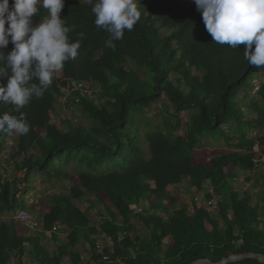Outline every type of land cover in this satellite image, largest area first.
<instances>
[{
	"label": "trees",
	"instance_id": "trees-1",
	"mask_svg": "<svg viewBox=\"0 0 264 264\" xmlns=\"http://www.w3.org/2000/svg\"><path fill=\"white\" fill-rule=\"evenodd\" d=\"M137 7L140 20L113 49L94 23L92 3L64 0L60 15L69 41L84 34L78 55L55 73L41 98L21 109L26 135L0 132V264H24L26 255L32 264H218L264 256V188L258 200L235 188L241 172L250 183L264 166V83L255 91L264 67L248 64L244 45L213 43L194 0H139ZM47 16L38 5L33 26ZM60 98L66 109L79 106L88 126L55 120ZM160 103L172 111L138 126L136 114ZM5 112L20 114L0 103ZM181 112L189 113L182 136ZM206 147L214 150L210 157ZM10 168L24 180L10 178ZM31 175L73 182L68 194H51L48 206L41 202L45 211L34 232L55 242L66 238L53 252L16 218L40 207L24 194ZM204 183L211 212L195 202L190 211L172 194L185 184L199 194ZM86 193L106 212L99 228L72 203ZM99 230L109 241L102 249ZM78 245L88 251L87 262Z\"/></svg>",
	"mask_w": 264,
	"mask_h": 264
},
{
	"label": "clouds",
	"instance_id": "clouds-1",
	"mask_svg": "<svg viewBox=\"0 0 264 264\" xmlns=\"http://www.w3.org/2000/svg\"><path fill=\"white\" fill-rule=\"evenodd\" d=\"M94 23L109 34L105 45L123 39L141 18L139 0H89ZM213 43L236 48L254 68L264 67V0H194ZM38 5L48 16L33 26ZM64 0H0V103L11 104L17 115L0 114V132L26 135L30 126L21 109L53 82L65 62L78 55L80 40L70 42L61 11ZM7 25V26H6ZM12 49L5 52L9 44ZM6 81V83L4 82ZM38 81V83L34 82Z\"/></svg>",
	"mask_w": 264,
	"mask_h": 264
},
{
	"label": "rangeland",
	"instance_id": "rangeland-1",
	"mask_svg": "<svg viewBox=\"0 0 264 264\" xmlns=\"http://www.w3.org/2000/svg\"><path fill=\"white\" fill-rule=\"evenodd\" d=\"M258 80L256 82L257 86H260L264 83V68L258 75ZM256 91V89H255ZM256 97V96H254ZM61 101H63L61 98L59 99L58 104L55 107V113H54V119L60 120L61 118H67L68 120H71L74 122L76 126H88V120H86L82 114L79 106L70 104L69 109H66V107L62 106ZM167 110L170 112L172 111V107L170 104H154L151 109H147L144 111H140L135 116V121L138 126L145 125V122H154L157 117L161 115V113H166ZM181 119V130L179 132V135H184L186 126L189 124V113L188 112H181L178 115ZM225 131L228 134H231V130L228 128H225ZM11 139H8L6 141V144L8 146L11 145ZM7 149L5 152H8ZM214 153V150L206 147L205 148V157H210ZM15 171L10 168V178H13L15 176ZM240 179L238 183L236 184L235 188L237 190H244L245 188L248 189L249 193L253 196V199H260L263 193L264 188V166H261L257 169L256 172H254L253 179L250 181V183H247L245 181V177L248 175V173H240ZM18 178H24L25 175L23 173H19L16 175ZM24 180V179H23ZM24 182V181H23ZM254 184L259 185L257 189L253 187ZM73 186V182L70 180L66 183L57 182L56 180L48 179L46 177L40 176V175H31L30 177V183H29V190L24 191V194L26 195V199L29 202H39L38 207L32 215H34V222L36 223V228L40 227V218L42 217L45 206L41 204V202H45L46 205H49V199L48 197L57 192L66 193L68 194L69 189ZM204 190L203 192L197 194L195 192V189H191L188 184L182 185L177 187L172 194L178 195L181 201L186 204L189 207V210H193V202L197 203L198 206H203L207 208L210 212L213 210V207L208 204V202L205 199V193L208 191V186L206 183L203 185ZM22 191V189H21ZM23 192V191H22ZM20 194V193H19ZM72 203L79 208L84 215L88 218L90 221V224L92 226H95L97 228L100 227L101 223V215H104L106 212L104 210V207L99 203V201L91 194L86 193V197L80 201L73 200ZM133 223H136V220L133 221ZM140 229V226H139ZM36 230V229H35ZM143 231V229L141 230ZM29 234H38L40 236V240L42 243V246L47 249L49 252H53L56 250L58 243H64L66 238L64 235H60L59 239L55 242L52 238L51 234L49 233H37V232H30ZM146 235V233H144ZM167 241V240H166ZM57 243V244H56ZM109 244V241L103 233L99 230L98 235V245L102 249L103 247L107 246ZM77 251L81 253V256L84 258V261H88L89 254L88 251L84 250L79 245L76 247ZM15 260H18L16 257ZM24 264H32L30 257L28 255L25 256V262Z\"/></svg>",
	"mask_w": 264,
	"mask_h": 264
},
{
	"label": "water",
	"instance_id": "water-1",
	"mask_svg": "<svg viewBox=\"0 0 264 264\" xmlns=\"http://www.w3.org/2000/svg\"><path fill=\"white\" fill-rule=\"evenodd\" d=\"M246 258L258 259L260 262L264 263V256L263 255L248 254V255L231 256L229 258H224L218 264H228V263H231V262L241 261V260L246 259ZM193 264H213V263L211 261L207 260V259H202V260L194 262Z\"/></svg>",
	"mask_w": 264,
	"mask_h": 264
},
{
	"label": "built area",
	"instance_id": "built-area-1",
	"mask_svg": "<svg viewBox=\"0 0 264 264\" xmlns=\"http://www.w3.org/2000/svg\"><path fill=\"white\" fill-rule=\"evenodd\" d=\"M258 86L256 87V90H258ZM34 215H32L31 213H28L26 211H19L16 215V218L18 220H20L21 222H23L24 226L26 228H29L33 231H36L37 228H36V223L34 222ZM36 229V230H35Z\"/></svg>",
	"mask_w": 264,
	"mask_h": 264
}]
</instances>
